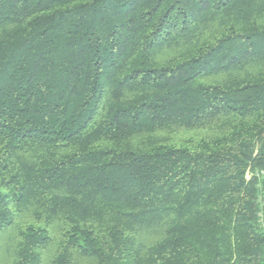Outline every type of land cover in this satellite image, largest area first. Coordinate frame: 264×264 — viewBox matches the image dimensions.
<instances>
[{
	"label": "trees",
	"instance_id": "obj_1",
	"mask_svg": "<svg viewBox=\"0 0 264 264\" xmlns=\"http://www.w3.org/2000/svg\"><path fill=\"white\" fill-rule=\"evenodd\" d=\"M0 264H264V0H0Z\"/></svg>",
	"mask_w": 264,
	"mask_h": 264
}]
</instances>
